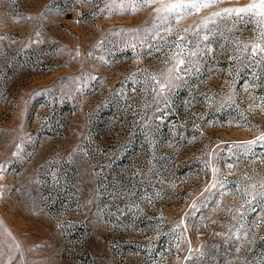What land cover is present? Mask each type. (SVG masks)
Wrapping results in <instances>:
<instances>
[{"label": "rangeland", "instance_id": "1", "mask_svg": "<svg viewBox=\"0 0 264 264\" xmlns=\"http://www.w3.org/2000/svg\"><path fill=\"white\" fill-rule=\"evenodd\" d=\"M0 264H264V0H0Z\"/></svg>", "mask_w": 264, "mask_h": 264}]
</instances>
